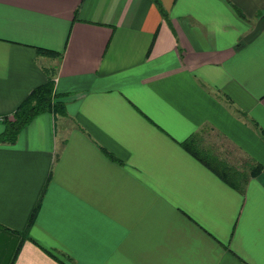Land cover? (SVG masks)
Listing matches in <instances>:
<instances>
[{
  "label": "crops",
  "instance_id": "1",
  "mask_svg": "<svg viewBox=\"0 0 264 264\" xmlns=\"http://www.w3.org/2000/svg\"><path fill=\"white\" fill-rule=\"evenodd\" d=\"M159 2L0 0V264H264V0Z\"/></svg>",
  "mask_w": 264,
  "mask_h": 264
},
{
  "label": "trees",
  "instance_id": "2",
  "mask_svg": "<svg viewBox=\"0 0 264 264\" xmlns=\"http://www.w3.org/2000/svg\"><path fill=\"white\" fill-rule=\"evenodd\" d=\"M153 1L164 15V11L159 0ZM37 52L47 56H58V53L42 48H38ZM59 96L60 95L58 93L54 92V85L50 79L30 91L15 108L10 117L3 116L0 118V124L3 126V129L0 131V144L14 143L20 131L37 115L44 112L62 113L63 103L57 99ZM183 146L190 154L212 170L226 183L236 189L242 190V173L236 170L233 166L229 165L227 162L200 149L198 147L195 134L190 136L183 143ZM261 168L262 167L260 165L251 166L250 174H256L261 170ZM33 215L34 211L32 212L28 223H30L33 219ZM18 252L19 246L16 248L9 264H14Z\"/></svg>",
  "mask_w": 264,
  "mask_h": 264
},
{
  "label": "rangeland",
  "instance_id": "3",
  "mask_svg": "<svg viewBox=\"0 0 264 264\" xmlns=\"http://www.w3.org/2000/svg\"><path fill=\"white\" fill-rule=\"evenodd\" d=\"M3 129V126H2V124H0V131Z\"/></svg>",
  "mask_w": 264,
  "mask_h": 264
}]
</instances>
